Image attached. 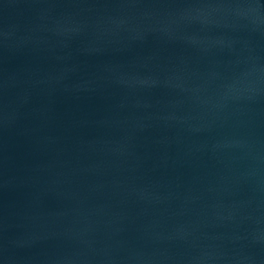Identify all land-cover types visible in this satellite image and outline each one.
Listing matches in <instances>:
<instances>
[{"label":"water","instance_id":"95a60500","mask_svg":"<svg viewBox=\"0 0 264 264\" xmlns=\"http://www.w3.org/2000/svg\"><path fill=\"white\" fill-rule=\"evenodd\" d=\"M0 264H264V0H0Z\"/></svg>","mask_w":264,"mask_h":264}]
</instances>
